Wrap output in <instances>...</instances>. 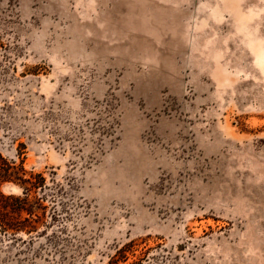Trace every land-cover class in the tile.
<instances>
[{
  "label": "rangeland",
  "instance_id": "rangeland-1",
  "mask_svg": "<svg viewBox=\"0 0 264 264\" xmlns=\"http://www.w3.org/2000/svg\"><path fill=\"white\" fill-rule=\"evenodd\" d=\"M0 157L67 189L37 264H264V0H0Z\"/></svg>",
  "mask_w": 264,
  "mask_h": 264
},
{
  "label": "trees",
  "instance_id": "trees-1",
  "mask_svg": "<svg viewBox=\"0 0 264 264\" xmlns=\"http://www.w3.org/2000/svg\"><path fill=\"white\" fill-rule=\"evenodd\" d=\"M0 161V182H11L22 190L18 197L0 193V234L10 241L15 256L23 255L19 264H37L42 254L54 259L63 255V235L71 218L65 202L67 189L54 180L47 185L41 174H28L1 157Z\"/></svg>",
  "mask_w": 264,
  "mask_h": 264
}]
</instances>
